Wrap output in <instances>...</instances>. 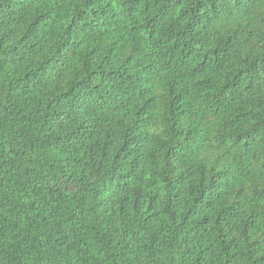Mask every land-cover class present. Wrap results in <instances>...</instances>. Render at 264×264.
Returning a JSON list of instances; mask_svg holds the SVG:
<instances>
[{"label": "trees", "instance_id": "16d2710c", "mask_svg": "<svg viewBox=\"0 0 264 264\" xmlns=\"http://www.w3.org/2000/svg\"><path fill=\"white\" fill-rule=\"evenodd\" d=\"M0 264H264V0H0Z\"/></svg>", "mask_w": 264, "mask_h": 264}]
</instances>
